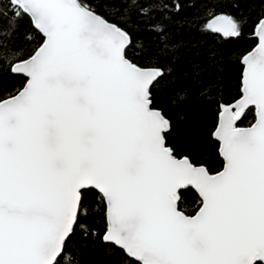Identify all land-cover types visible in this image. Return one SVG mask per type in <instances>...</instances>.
Masks as SVG:
<instances>
[{"label":"snow or ice","instance_id":"1","mask_svg":"<svg viewBox=\"0 0 264 264\" xmlns=\"http://www.w3.org/2000/svg\"><path fill=\"white\" fill-rule=\"evenodd\" d=\"M104 6L115 23L89 0H0V77L20 81L0 95V264H79L67 252L77 229L98 264H264V16L240 60L239 99L218 105L213 174L173 143L178 121L193 117L156 104L168 46L130 54L129 27L163 39L180 4ZM23 19L39 41L27 53L10 46ZM220 20L212 31L242 36L239 21ZM190 193L191 214L181 207ZM97 212L103 231L87 223Z\"/></svg>","mask_w":264,"mask_h":264},{"label":"trees","instance_id":"2","mask_svg":"<svg viewBox=\"0 0 264 264\" xmlns=\"http://www.w3.org/2000/svg\"><path fill=\"white\" fill-rule=\"evenodd\" d=\"M101 14L115 23L111 9L104 6V0H89ZM170 5L180 4V11L172 10V19H166V35L163 39L140 28L129 27L134 47L130 54L138 57L139 45L149 43L153 48L167 45L169 51L161 52L159 63L170 73L166 86L155 92L156 104L168 116L177 119L191 116L193 119H180L173 136L178 153L187 154L196 165L206 167L213 174L222 169L217 142L212 133L217 121L219 104H231L239 98V82L242 73L240 60L256 44L253 31L264 16V0H168ZM171 10V9H170ZM217 16H228L239 21L243 30L240 38H226L213 33L209 21ZM27 19L18 22V30L10 41L11 47L22 48L25 53L36 47L38 40H28L35 36ZM141 63L144 61L141 60ZM205 85H211L208 96L200 97ZM20 86V81L5 70L0 77V95H8ZM184 96L185 102L177 105L176 95ZM253 114L242 118L240 127L253 123ZM92 203V198H89ZM181 207L189 214L196 207L192 194L182 197ZM87 223L103 231L102 215L97 212ZM79 264H98L100 257L83 247L80 230L72 238L67 249Z\"/></svg>","mask_w":264,"mask_h":264},{"label":"water","instance_id":"3","mask_svg":"<svg viewBox=\"0 0 264 264\" xmlns=\"http://www.w3.org/2000/svg\"><path fill=\"white\" fill-rule=\"evenodd\" d=\"M220 17L221 16H217V17H214V18H212L210 21H209V28H210V30L212 31V28L210 27V25H213V24H215V25H220L221 23H223V21H221L220 20ZM257 25H258V23L256 24V26H255V28H254V31H253V37H254V39L256 40V44H257V37H255V35H254V33L257 31ZM213 33H215L216 35H218V36H221V37H224L223 36V34L222 33H216V32H214V31H212ZM256 44H255V46H256ZM254 46V47H255ZM253 47V48H254ZM252 48V49H253ZM251 49V50H252ZM250 50V51H251ZM241 66H242V71H243V65L241 64ZM239 99V98H238ZM237 99V100H238ZM236 101V100H235ZM235 101L234 102H232L231 104H234L235 103ZM243 118V116L241 117V119ZM241 119L239 120V121H237V123L239 124V122L241 121ZM249 127V126H248ZM215 130V129H214ZM214 132V131H213ZM212 138H213V136H212ZM213 140H214V138H213ZM215 141V140H214ZM218 152V151H217ZM218 155H219V152H218ZM219 158L221 159V161H222V157L219 155ZM222 163H223V161H222ZM197 166H201V165H197Z\"/></svg>","mask_w":264,"mask_h":264}]
</instances>
